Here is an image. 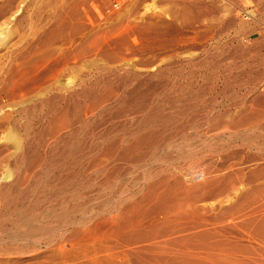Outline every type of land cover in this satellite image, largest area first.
I'll use <instances>...</instances> for the list:
<instances>
[{
	"label": "rangeland",
	"instance_id": "rangeland-1",
	"mask_svg": "<svg viewBox=\"0 0 264 264\" xmlns=\"http://www.w3.org/2000/svg\"><path fill=\"white\" fill-rule=\"evenodd\" d=\"M113 1L0 0V264H137L131 251L147 244L128 245L112 229L160 176L183 166L197 176L205 161L193 166L190 155L210 162L213 149L225 148L219 167L264 165L247 163L264 155V118L229 126L264 111V0H133L112 17L98 16ZM92 101L101 108L87 114ZM62 111L72 128L52 135ZM143 116L147 130L168 136L141 156L101 153L90 168L87 151L77 164L63 157L71 133L85 145L126 138ZM232 192L226 208L237 201ZM144 200L142 208L153 207Z\"/></svg>",
	"mask_w": 264,
	"mask_h": 264
},
{
	"label": "bare ground",
	"instance_id": "bare-ground-1",
	"mask_svg": "<svg viewBox=\"0 0 264 264\" xmlns=\"http://www.w3.org/2000/svg\"><path fill=\"white\" fill-rule=\"evenodd\" d=\"M130 4L131 3H129L126 6L129 7ZM156 8L157 7H155V5L153 4L152 6L149 7V9H147V12L148 11H154ZM92 9L94 10L93 5H92ZM97 14L101 18L104 15V14H101L99 12H97ZM115 14L116 13L114 12L107 17H112ZM82 93L86 94L87 89H86V91L84 89L82 91ZM93 100H96V99H93ZM50 102H49V104H50ZM98 108H101L100 103L97 101H92V104L87 107L86 112L88 114V113L94 112ZM253 112L250 114L241 115L237 119V121H234V122L230 121L229 126L234 127V128H237V127L239 128L243 123H245V122L249 123V121L251 122V120L253 122L255 120H261L262 121V119L264 118V111H262L260 113H257V112L253 113ZM85 116H87V115H85ZM208 118H206V120ZM141 119L138 123V131H135L133 134L126 136V138L125 137H119V135H114V134L113 135L110 134V136L108 134L107 135L105 134L106 136H109V137H107V138L105 137L102 140L100 138V140H98V141L94 139V140H92V142H90L89 145H85L83 142L79 141V139L82 138V135L79 138V135H80L79 132H78L79 135L77 133H71L70 134V132H69L70 135L68 134L69 135L68 138L67 139L64 138L65 141L64 142L62 141V143H63L62 146L60 145V147L63 148L62 149L63 151L61 150L62 153L64 154L63 157L66 156V158L69 161L73 162L74 164H77V162H78L77 160L79 159L78 154L79 153L81 154L82 151H87L90 153V155H89V157H88V153H87V156L84 155V157H87V158H85V161H86L85 163L90 168V167H96L97 164L99 165L103 161V158L101 157L102 154L105 155V154H109V153L119 152L121 154V159L123 158L124 160H126L131 155L141 156V154L138 153L140 151V149L148 146V144H149V146L152 144L155 145L156 144L155 143L156 141H154L155 139L156 140L159 139L158 141H160V143H161V142H163L162 138H165V136L166 137L168 136V135H166V132L165 133L163 132L165 135L160 134V133L159 134L156 133V131H154L155 130L154 127L150 128V130H147V128L151 127V125H150L151 122L149 124L150 126H148L147 125L148 123L146 124V122H145V121H148L146 119V117L143 116ZM136 120H138V119H136ZM163 120H164V118H163ZM208 120H210V119H208ZM221 120H223V119H221ZM53 121L55 123L53 125V128H51V130L53 129V131L52 132L50 131V133L52 135L57 130L61 131L59 129L67 130L66 128L69 129V127H71L70 126V120L67 117L66 111H62L59 115L55 116L53 118ZM76 121H81V120L77 119ZM88 121H89V119H88ZM88 121L86 123H88ZM211 121H213V120L211 119ZM219 121L217 123H220ZM207 123L208 122H206V124ZM217 123L215 122L216 125L213 126L212 129L215 127H218L219 124H217ZM203 124H204V121H203ZM227 124H225V125H227ZM146 125L148 126L147 128H145ZM187 126H188V124H187ZM190 126H188V128H193ZM192 126H194V125H192ZM229 126L227 125V128H229ZM252 126H254V125L252 124ZM184 127H186V126H184ZM259 127H261V126H259ZM142 128H144V129H142ZM162 128H164V127H162ZM223 128H226V127L222 126L221 129H223ZM242 128L246 129L244 127V125L242 126ZM139 129H142V130L140 131ZM182 129H183V127H182ZM163 130H165V129H163ZM215 130H217V129H215ZM215 130L213 129L212 132ZM180 131L178 130V132H180ZM209 132H211V131L209 130ZM56 133H60V132H56ZM125 133H126V131H125ZM232 133H233V131H232ZM244 133H247V131L245 130ZM249 133H251V132H249ZM252 133H254V132H252ZM115 134H117V133H115ZM180 134H181V132H180ZM224 134H226V133H224ZM233 134H232V136H234ZM162 135H164V137ZM185 135H186V133H185ZM185 135H183V136H185ZM258 135H260V134H258ZM226 136H228V135H226ZM232 136L231 137L228 136V137L232 138ZM239 136L241 138L240 132H239ZM239 136L236 135L235 138H238ZM49 137H51V136H49ZM213 137H214V135H213ZM52 138H54V136H52ZM242 138H243V135H242ZM212 139L213 138H211L210 141ZM255 139L256 138H254V141H255ZM258 139H260V138H258ZM182 140H184V138ZM213 140H218V139H213ZM229 140H225V141H229ZM244 140L245 139L243 138L242 141H244ZM251 140H253V139H251ZM187 141H189V140H187ZM187 141H185V142H187ZM225 141L223 144L224 146L227 144V142L225 144ZM246 141H248V140H246ZM55 142H56V145L58 147L61 140L56 139ZM215 142H213V143L211 142L212 143L211 145H213ZM218 143H219V141H217V146L221 142L219 144ZM222 143H223V141H222ZM29 144L27 146H30ZM236 144H238V143H236ZM243 144L245 146V143H243ZM260 144H263V143H260ZM161 145L162 144H160V146ZM170 145H172V144L168 143L165 146H166V148H168V147H170ZM205 145L206 146L208 145L207 142L205 143ZM211 145H210V147L208 146L205 149L207 150V148L208 149L211 148ZM32 146H33V144H32ZM244 146L242 145L240 147H244ZM250 146H251V144H250ZM258 146H257V148H258ZM57 147H55V148H57ZM60 147L57 149H60ZM226 147H228V145ZM259 147L262 148L264 146H262V147L259 146ZM219 148H221V147L219 146ZM228 148L230 149L231 147H228ZM28 149H29V147H28ZM57 149H55L54 152H56ZM224 149H221V150L218 149L216 151L214 149L211 150L210 152H213L214 155H211L212 157L209 156L210 157L209 160H212L210 162H206L207 159L205 160L203 158L205 156L201 157L202 154L198 155L197 161H193V160H196V159H194L195 155H190V158H193V160L190 159L188 162L192 163L194 166V164H197V163L199 164V162L203 160V161H205L204 166H206L205 167L206 171H203V172L200 171L197 173L198 175L196 176L194 172L192 174L189 171L190 168L187 171H184L183 168L185 166H183V168L175 167L173 171H170V173L165 174L164 176L163 175L160 176V179L157 180V182L152 183V185L150 187H147L148 190L146 193V197H144V198L147 199V201H151V202L154 201L153 202L154 204H152L153 207L151 206L152 208H150V209H144L145 207L142 208V206H143L142 204L145 202V200L143 198L141 200V201H143V203H141V202L135 203L134 202L133 204L129 205L126 208V211L124 212V215H123L124 217L121 218L122 214L120 216L121 220L123 219L122 221H119L120 220L119 219L117 222H115V223L113 222L114 227H113V229L112 228L111 229L113 230L114 234L122 237V239L125 240L124 242L127 243L128 245L129 244L134 245L133 243H136V244L137 243H145V245L147 244L146 247L143 246L144 244L143 245L141 244L143 247H139V248L137 247V246H139L137 244L136 247L134 246L137 249H135V248L132 249L131 252H133V254L135 255L134 258H135L137 264H264V165L258 166L257 168H255L253 170H249L247 168L248 171H245V169L243 167H241L240 165H236V164H233V165L227 164L228 166L227 165H220V167H219V166L215 165V163H216L215 160H217V156H219V154L225 153ZM229 149H227V150H229ZM248 149L250 150L251 148H248ZM240 150H241L240 153H242V149H240ZM262 150H260V151H262ZM143 153H144V151H143ZM232 154L230 155V157L232 156ZM145 155H147V154H145ZM112 156H113V154H112ZM236 156L234 155V157H236ZM255 156H258V157H251L249 155V157L247 159V163L253 162V164H254V163H257L258 160L264 161V155L263 154L260 155L257 152L255 154ZM114 157H116V156H114ZM66 158H64V159H66ZM180 159H181V157H180ZM184 159H187V158H184ZM104 160H105V158H104ZM106 160H108V159H106ZM106 160H105V162L107 163ZM116 160L119 161V158ZM230 160H232V159H230ZM230 160H229V162H230ZM111 161H113V160H111ZM130 161H131V159H130ZM135 161H137V160H135ZM141 161H144V160H141ZM126 162L127 161H125V163ZM133 162H134V159H133ZM201 163L203 165V162H201ZM135 164H137V163H135ZM138 164H139V162H138ZM186 164L188 165V163H186ZM250 165H252V164H250ZM189 166H191V165H189ZM198 168L196 170H198ZM252 168H254V167H252ZM105 169H107V168H105ZM199 169H201V167ZM115 170H116V168H115ZM185 170H186V168H185ZM105 171L106 170H104L103 173H105ZM114 173H116V172H114ZM114 173H112L111 175H113ZM76 175H78V174H76ZM79 175H81V174H79ZM197 181H200V183L198 184ZM258 182H259V184L255 185ZM243 183H247L248 185H252L253 187L250 188L247 192H245L242 195V191H240L241 188L239 189V186L243 185ZM232 191H236V195L238 196L237 201L232 207L226 208L223 205V204H225L224 203L225 198L227 196H230V193ZM240 194L242 197L239 198ZM231 196H232V194H231ZM104 222L107 223L106 221H104ZM113 223H111V224H113Z\"/></svg>",
	"mask_w": 264,
	"mask_h": 264
},
{
	"label": "built area",
	"instance_id": "built-area-1",
	"mask_svg": "<svg viewBox=\"0 0 264 264\" xmlns=\"http://www.w3.org/2000/svg\"><path fill=\"white\" fill-rule=\"evenodd\" d=\"M133 0H115L111 3V5L104 10V15L109 16L112 13H116L122 9V7L132 3Z\"/></svg>",
	"mask_w": 264,
	"mask_h": 264
}]
</instances>
